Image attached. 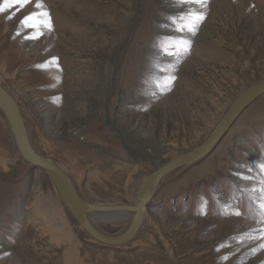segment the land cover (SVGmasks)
I'll return each instance as SVG.
<instances>
[{
  "label": "rangeland",
  "instance_id": "374dc122",
  "mask_svg": "<svg viewBox=\"0 0 264 264\" xmlns=\"http://www.w3.org/2000/svg\"><path fill=\"white\" fill-rule=\"evenodd\" d=\"M39 3L0 0V83L35 149L75 158L89 202L131 203L148 158L199 143L237 92L264 78V0ZM11 145L0 114V264H264V95L206 157L162 180L141 244L91 239ZM98 225L115 233L124 223Z\"/></svg>",
  "mask_w": 264,
  "mask_h": 264
},
{
  "label": "water",
  "instance_id": "95a60500",
  "mask_svg": "<svg viewBox=\"0 0 264 264\" xmlns=\"http://www.w3.org/2000/svg\"><path fill=\"white\" fill-rule=\"evenodd\" d=\"M262 95H264V78L240 89L199 143L187 150L176 152L164 160L149 158L152 169L139 182L133 192L131 203L122 204H95L85 200L57 160L41 154L34 148L19 103L1 83L0 114L7 124L8 135L17 156L27 165L46 174L62 204L85 233L102 245L121 247L134 242L143 233L149 204L162 180L175 169L206 157L240 114ZM126 213H132V217L129 224L121 231L105 233L93 225L92 219L95 216L111 214L119 216Z\"/></svg>",
  "mask_w": 264,
  "mask_h": 264
},
{
  "label": "bare ground",
  "instance_id": "6f19581e",
  "mask_svg": "<svg viewBox=\"0 0 264 264\" xmlns=\"http://www.w3.org/2000/svg\"><path fill=\"white\" fill-rule=\"evenodd\" d=\"M6 88V87H5ZM7 89V88H6ZM8 90V89H7ZM14 96V95H13ZM15 98V97H14ZM15 100H16V98H15ZM18 102V101H17ZM26 104V103H25ZM20 109H21V112H22V115H23V118H24V122H25V125H26V127H27V131H28V133H29V129H30V123H29V121H28V119H27V117L25 116V114H24V112H23V110H22V108L20 107ZM8 130V129H7ZM210 130V129H209ZM29 136H30V133H29ZM75 137V136H74ZM73 138V137H72ZM42 142H43V139H42ZM32 143V142H31ZM43 143H45V142H43ZM33 145V144H32ZM12 146V145H11ZM35 148V147H34ZM81 151V150H80ZM76 154H80V153H76ZM84 154H85V152H84ZM70 156V155H69ZM171 155H168V156H166V157H161V158H156V160H164V159H167L168 157H170ZM18 157V156H17ZM71 157V164L69 165H67L66 163H64V162H62V161H59V160H57V163L59 164V166L61 167V168H63L65 171H66V173L70 176V178H71V180L73 181V183H74V185H75V187H76V189H77V191L80 193V191H79V189H78V181H79V178H80V175H81V171H79V170H77V168L75 167L76 165H75V162L76 161H73L72 159H75V158H73V156H70ZM77 159V158H76ZM149 159V158H148ZM151 159H154V158H151ZM78 161V160H77ZM92 162H96L97 164H98V166H101L100 165V162H99V160H98V157H96V159H94L93 158V160H92ZM102 163V162H101ZM146 163V162H145ZM149 163H150V161H149ZM146 165V164H145ZM33 168V167H32ZM144 169H145V167H144ZM152 169V167H151V164H150V167L149 166H147V168L145 169L146 171H144L143 172V174H141V176L138 178V182L133 186V189H132V193L135 191V189L138 187V184H139V182L141 181V179L150 171ZM131 177V176H130ZM81 194V193H80ZM81 196H82V194H81ZM84 198V197H83ZM48 199V198H47ZM47 199H44V202H46V203H48L49 204V200H47ZM85 199V198H84ZM86 200V199H85ZM54 202L55 203H58V206H62V202H61V200H60V198H59V196L55 193V195H54ZM122 204V203H121ZM45 208H47V212H46V216H45V218L48 220V219H52L53 218V216L55 215L54 214V212H55V209L53 208V207H51V205L49 204V205H47ZM58 211V210H57ZM149 212V211H148ZM131 217H132V213H126V214H122V215H119V216H117V215H114V214H111V215H99V216H95L93 219H92V221H93V225L97 228V229H99V230H101V231H103L104 232V230H102L100 227H99V225L98 224H100V223H110V224H119V223H124V225H123V228L122 229H124L128 224H129V222H130V220H131ZM55 221V220H54ZM146 226V225H145ZM121 229V230H122ZM120 230V231H121ZM60 232V231H59ZM61 233V232H60ZM63 234V240H68L69 242H72L73 240V238H72V236H71V233H70V231H69V229L68 228H64L63 229V232H62ZM55 235V234H54ZM142 235V234H141ZM139 236L137 239H135L134 240V244H141L143 241H145L146 239H145V236L144 235H142V236ZM51 237V236H50ZM148 241V240H147ZM74 244V243H73ZM77 244V243H76ZM74 246V245H73ZM7 249V248H6ZM76 249V248H75ZM6 251V250H5ZM75 252L73 251V250H69L68 251V258L69 259H73L74 257H75ZM76 258V257H75ZM77 262V261H76Z\"/></svg>",
  "mask_w": 264,
  "mask_h": 264
},
{
  "label": "snow or ice",
  "instance_id": "6c2138e0",
  "mask_svg": "<svg viewBox=\"0 0 264 264\" xmlns=\"http://www.w3.org/2000/svg\"><path fill=\"white\" fill-rule=\"evenodd\" d=\"M15 2L17 3V4H28V3H31L32 2V0H15ZM192 2H195V3H202V0H192ZM36 6L37 7H40L41 5H40V3H39V0H36ZM0 11H3V9L2 8H0ZM42 15H44V16H47L48 14L45 12V13H43ZM34 19H36V17H34V16H32V15H29V16H27L26 18H25V20L23 21L26 25H29V22L30 21H33ZM195 19L196 20H202L203 19V17L202 16H199V15H195ZM41 23H44L43 21H41ZM29 26H31V27H37V25H35V24H31V25H29ZM47 27L49 28V29H51V23H50V20L47 22ZM33 38H36V37H33ZM262 168H264V165H262ZM262 207H264V205H261Z\"/></svg>",
  "mask_w": 264,
  "mask_h": 264
}]
</instances>
